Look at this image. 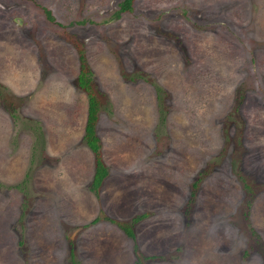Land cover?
Returning <instances> with one entry per match:
<instances>
[{"label": "rangeland", "instance_id": "1", "mask_svg": "<svg viewBox=\"0 0 264 264\" xmlns=\"http://www.w3.org/2000/svg\"><path fill=\"white\" fill-rule=\"evenodd\" d=\"M122 1L0 0V264H264V0Z\"/></svg>", "mask_w": 264, "mask_h": 264}, {"label": "trees", "instance_id": "2", "mask_svg": "<svg viewBox=\"0 0 264 264\" xmlns=\"http://www.w3.org/2000/svg\"><path fill=\"white\" fill-rule=\"evenodd\" d=\"M131 1L132 0H123L119 4V9L116 12V15L126 10L127 11L130 10ZM43 11L47 19L52 20L51 16L49 15V12L47 10H43ZM78 60H79L80 68L77 74V84L81 89L84 90V92L86 93V97H87L86 118H85V123L83 126V131H84L83 139H84L86 146L90 149V151L94 155L95 168H94V173H93V177L91 181V188L93 191L96 192L102 180L107 175V170L99 159V154H98L99 146L97 142L98 139L94 133V125H95L96 118H97L96 114L98 110V102L95 96L93 95L92 89L90 87V72L85 69L84 58L81 52H79ZM193 186H195V184H193ZM138 218L139 216L134 218L133 221H136ZM119 227L122 228L123 231H125V233H127L129 237L133 238V234L128 227L121 226V225H119ZM70 258L72 259L71 251H70Z\"/></svg>", "mask_w": 264, "mask_h": 264}]
</instances>
